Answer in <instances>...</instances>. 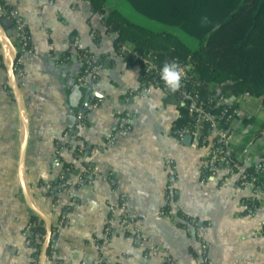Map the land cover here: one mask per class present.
I'll use <instances>...</instances> for the list:
<instances>
[{"label": "crops", "instance_id": "obj_1", "mask_svg": "<svg viewBox=\"0 0 264 264\" xmlns=\"http://www.w3.org/2000/svg\"><path fill=\"white\" fill-rule=\"evenodd\" d=\"M4 1L19 10L32 46L23 53L22 76L15 74L28 117L25 181L30 202L20 172L24 123L9 71L14 30L0 19V264H42L46 239L37 255L26 230L40 221L34 215L46 228L47 222L33 206L50 220L52 230L65 216L56 253H47L45 264H166L167 259L200 264L198 229L209 244L212 264H264V198L251 214L247 201L252 191L240 186L238 176L226 171L210 176L201 143L192 135L178 138L175 129L184 109L176 92L154 89L137 96L133 105L126 102L128 90L143 83L142 68L129 60L134 43H119L104 18L117 9L153 30L176 32L128 0H105L103 12H94L89 0ZM75 38L106 66L94 84L79 81L84 64L75 56ZM74 90L80 94L75 105L70 102ZM131 109L130 129L108 145ZM81 114L87 123L79 126ZM254 120L240 111L242 132L233 121L234 148L246 162L264 160V146L258 144L264 132L259 128L254 139L249 137ZM88 160L97 173L77 187L73 201L57 184L66 164L65 179L75 184ZM169 205L172 216L163 215ZM152 245L162 253L148 255Z\"/></svg>", "mask_w": 264, "mask_h": 264}, {"label": "trees", "instance_id": "obj_2", "mask_svg": "<svg viewBox=\"0 0 264 264\" xmlns=\"http://www.w3.org/2000/svg\"><path fill=\"white\" fill-rule=\"evenodd\" d=\"M89 1L94 12L104 11L105 0ZM128 1L147 17L180 27L199 45L192 47L174 32L153 30L113 9L104 18V25L108 32L118 33L119 43L133 42L137 54L154 52L160 64L175 58L192 60L195 72L203 83L201 93L205 98L216 93L236 97L256 96L261 97L264 107V0ZM11 9L4 0H0V19L9 22L13 28L14 22L8 19ZM129 60L133 61L132 54ZM187 122V111L184 110L176 127H183ZM259 132H264V122ZM67 166H64L63 172ZM247 168L251 170L252 166L248 165ZM67 180L59 181V190L72 186ZM33 220H40L34 222L30 233L38 255L42 242L36 238L37 235H46L47 228L45 221L37 215Z\"/></svg>", "mask_w": 264, "mask_h": 264}, {"label": "built area", "instance_id": "obj_3", "mask_svg": "<svg viewBox=\"0 0 264 264\" xmlns=\"http://www.w3.org/2000/svg\"><path fill=\"white\" fill-rule=\"evenodd\" d=\"M8 19L14 22L13 40L15 50L17 52L16 60L14 61L15 74L22 76V58L25 51L30 50V35L26 29V24L20 12L16 8H12L9 12ZM75 56L84 63V69L79 76V81L83 84H94L99 78L101 72L106 67L102 61L95 58L89 50L83 49L80 46L79 38L74 40ZM81 49H83L82 52ZM133 62L139 63L142 68L143 83L139 88H131L127 92L126 102L133 105V101L138 96L147 94L150 90L159 89L162 91H169L164 82L160 78V71L163 64L157 60L154 52L140 54L137 52L131 53ZM178 63L183 72V79L181 81V88L176 91L179 96V101L182 107L187 111L188 122L183 127H176L175 132L178 138L183 141L188 135H192L196 142L201 143L205 154L204 163L207 166L210 176H215L219 171H226L229 175H237L240 186L247 187L252 191V196L248 199L249 212L253 214L260 207L264 198V160L246 162L240 157L234 148V134L233 121H236L240 116L238 106V97L229 96L221 93L212 94L210 96H203L201 93L202 81L195 72V66L192 60L182 61L180 59H172L166 62ZM165 62V63H166ZM135 110L126 111L120 118L119 125L115 132L108 139V145H113L124 132H127L133 124ZM183 117V114H182ZM181 117V118H182ZM86 115L81 114L80 125L86 124ZM61 148H63L61 146ZM68 149L73 150L72 147ZM247 151V150H246ZM79 154L84 153V147L78 149ZM56 161H58L56 159ZM252 166L251 170L247 166ZM69 173L67 168L62 174L61 179H65ZM97 173L93 160H88L82 168V173L77 182L71 187L65 188V191L72 197L73 201L76 199L77 187L89 182L91 177ZM171 180V179H170ZM171 183L168 184L167 198L171 199L172 190ZM170 201H168V204ZM170 205L162 210V214L172 216ZM65 216L60 220L59 225L52 231L50 238V256H53L57 250L58 236L61 228L64 225ZM114 220H110L108 231L111 230V225ZM127 222V219H123ZM35 224H30L27 227L26 234L30 233ZM135 236L141 239L142 242H147V238L141 233ZM197 238L201 242V262L200 264H212L209 257V244L204 237L202 229H198ZM37 241L43 242L46 235H37ZM163 249L160 246L152 245L148 249V255H160ZM34 264H40L37 260ZM99 264H103L102 260ZM166 264H172L169 259Z\"/></svg>", "mask_w": 264, "mask_h": 264}, {"label": "rangeland", "instance_id": "obj_4", "mask_svg": "<svg viewBox=\"0 0 264 264\" xmlns=\"http://www.w3.org/2000/svg\"><path fill=\"white\" fill-rule=\"evenodd\" d=\"M168 28L178 33L192 47H197L199 45V43L194 37L185 33V31L181 30L180 27L168 25ZM238 102L240 111L243 115L246 114L255 117L254 124L249 127V137L254 139L255 133L260 128V124L264 121V108L262 104V99L261 97H250L249 95H242L238 97ZM234 122L235 125L240 126V132L245 130V127L243 126L242 122H238L237 120ZM258 141L259 146H264V136H262L261 139H259Z\"/></svg>", "mask_w": 264, "mask_h": 264}, {"label": "water", "instance_id": "obj_5", "mask_svg": "<svg viewBox=\"0 0 264 264\" xmlns=\"http://www.w3.org/2000/svg\"><path fill=\"white\" fill-rule=\"evenodd\" d=\"M16 57H17V52L15 50V46L13 45V56H12V61H11L10 65H9V71H10V77H11V82H12L11 85H12L14 94L16 96V99H17V101L19 103L20 113H21L22 121L24 123V140H23V144H22L21 170H20V172H21V180H22L24 192H25V195H26L27 199L30 202L28 189H27V185H26V181H25V159H26V149H27V143H28V117H27L24 105L21 102L19 86H18V83L16 82V79H15L14 61L16 60ZM190 137L191 136L189 135L187 138H190ZM31 206H33V205H31ZM33 208H35V210L41 216H43V218H45L46 222H47L46 244H45L43 255H42V264H45L46 263V258H47V253H48V248H49V245H50V238H51V234H52V231H53L52 230V223L50 222V220H48V218L46 217V215L42 211H40L39 209H37L34 206H33Z\"/></svg>", "mask_w": 264, "mask_h": 264}, {"label": "clouds", "instance_id": "obj_6", "mask_svg": "<svg viewBox=\"0 0 264 264\" xmlns=\"http://www.w3.org/2000/svg\"><path fill=\"white\" fill-rule=\"evenodd\" d=\"M160 78L164 82L165 86L169 91L171 92L178 91L181 88V81L183 79V72L180 65L175 61L164 63L160 71ZM79 95L80 94L78 90H74L73 93L71 94L70 102L73 105L78 103Z\"/></svg>", "mask_w": 264, "mask_h": 264}]
</instances>
